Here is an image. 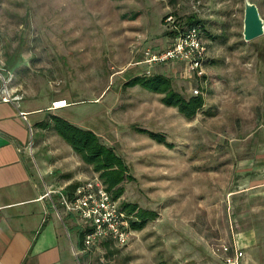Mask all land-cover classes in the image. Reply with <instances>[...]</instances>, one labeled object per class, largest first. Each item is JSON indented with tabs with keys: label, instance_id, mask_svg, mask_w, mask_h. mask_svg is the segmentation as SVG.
<instances>
[{
	"label": "rangeland",
	"instance_id": "obj_1",
	"mask_svg": "<svg viewBox=\"0 0 264 264\" xmlns=\"http://www.w3.org/2000/svg\"><path fill=\"white\" fill-rule=\"evenodd\" d=\"M248 1L264 20V0ZM191 16L206 43L203 77L181 63H145ZM243 18L244 0H0V59L30 62L28 101L73 103L36 119L92 132L127 168L120 203L157 213L122 246L81 250L69 227L74 264H224L219 245L234 240L239 264H264V33L244 42ZM158 75L184 99L198 91L204 105L192 120L144 85ZM66 150L55 135L33 157L55 172Z\"/></svg>",
	"mask_w": 264,
	"mask_h": 264
},
{
	"label": "crops",
	"instance_id": "obj_2",
	"mask_svg": "<svg viewBox=\"0 0 264 264\" xmlns=\"http://www.w3.org/2000/svg\"><path fill=\"white\" fill-rule=\"evenodd\" d=\"M16 57L11 54L4 61L0 59L3 66L0 67L1 75L11 78L7 84L10 94L20 97L12 103L0 101V264H74V249L68 228H72L78 236L81 226L72 214L59 205L57 195H52L57 206L54 211L44 194L46 191L65 194L68 187H76L85 179L98 177V174L92 170V177L85 178V163L71 148L60 157L55 172L45 165L41 169L36 163L34 147L57 135L51 128L52 119L60 117L48 115L45 120L36 118L44 112L57 111L50 109L51 103L66 99L53 97L43 106L29 102V95L35 92V86L28 81L32 73L30 62L24 55L18 60ZM23 78L27 81L24 82ZM1 87L0 80V91ZM66 102L73 104L68 100ZM19 112L26 114V123L20 119ZM34 128L41 132L40 138L33 137ZM71 154L75 157L71 158ZM67 165L74 167L67 168ZM87 167L92 169L89 165ZM233 243L241 250L242 242L234 240Z\"/></svg>",
	"mask_w": 264,
	"mask_h": 264
},
{
	"label": "built area",
	"instance_id": "obj_3",
	"mask_svg": "<svg viewBox=\"0 0 264 264\" xmlns=\"http://www.w3.org/2000/svg\"><path fill=\"white\" fill-rule=\"evenodd\" d=\"M206 55V43L202 40L199 28L191 26L183 28L161 55L146 52L145 63H181L189 78L201 79L204 75ZM0 80L2 82L0 101L4 103L18 101L20 97L12 96L7 88L10 79L0 73ZM194 94L197 96L198 91H194ZM68 105L66 100H56L51 103L50 109L58 110ZM18 115L23 122H27L26 114L19 112ZM52 195H57L59 205L79 222L84 248L89 249L102 243L119 246L126 244L132 216L122 209L120 199L112 198L98 177L81 182L70 196L62 192L46 191L44 197L49 199L52 209L56 211L57 206ZM218 252L224 264H239L243 257L242 251L234 243H221Z\"/></svg>",
	"mask_w": 264,
	"mask_h": 264
},
{
	"label": "trees",
	"instance_id": "obj_4",
	"mask_svg": "<svg viewBox=\"0 0 264 264\" xmlns=\"http://www.w3.org/2000/svg\"><path fill=\"white\" fill-rule=\"evenodd\" d=\"M200 24V21H197L194 16H191L185 19L183 26L199 28L202 36L203 33ZM166 34L174 38L178 34V31H169ZM202 40L204 41L203 36ZM146 81L144 85L147 88L155 93L164 95L162 103L165 106L174 107L187 120H192L204 105V100L201 96L197 95L189 99H184L180 94L173 92L170 86V80L166 77L158 75ZM52 123V130L70 146L83 163L92 167L93 172L98 174V178L102 181L106 190L112 195V198L115 200L119 199L124 192L122 184L128 177L127 168L123 161L113 151L101 145L92 132L78 129L61 118H53ZM149 135L159 142H162V136ZM74 189L75 185L68 187L65 192L66 195L70 196ZM121 207L127 214L132 217L134 216V219L130 220L131 230H142L149 221L157 218V213L141 209L134 204L123 202L121 203ZM102 244L107 245V243ZM83 247V233L79 232L78 248L83 250Z\"/></svg>",
	"mask_w": 264,
	"mask_h": 264
},
{
	"label": "water",
	"instance_id": "obj_5",
	"mask_svg": "<svg viewBox=\"0 0 264 264\" xmlns=\"http://www.w3.org/2000/svg\"><path fill=\"white\" fill-rule=\"evenodd\" d=\"M264 33V20L260 17L257 7L244 0V18H243V41L251 42Z\"/></svg>",
	"mask_w": 264,
	"mask_h": 264
}]
</instances>
